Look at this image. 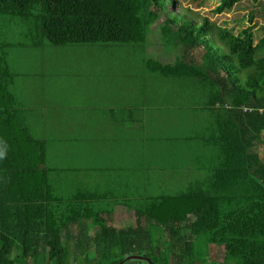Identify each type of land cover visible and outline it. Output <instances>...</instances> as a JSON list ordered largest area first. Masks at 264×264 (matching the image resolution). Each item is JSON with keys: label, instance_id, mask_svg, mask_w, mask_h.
<instances>
[{"label": "trees", "instance_id": "1", "mask_svg": "<svg viewBox=\"0 0 264 264\" xmlns=\"http://www.w3.org/2000/svg\"><path fill=\"white\" fill-rule=\"evenodd\" d=\"M176 1L0 0V23L25 25L33 48H136L143 81L157 73L180 108L193 107L202 123H193L189 140L204 143L211 157L183 192L129 199L136 226L120 228L115 204L99 203L109 197L58 188L47 167L48 143L13 115L20 75L10 61L12 39L0 33V264H121L131 256L153 264H264V38L256 43L252 26L236 34ZM241 1L222 0L215 14ZM161 16L160 44L174 56L170 64L151 53ZM203 245L208 252L200 260Z\"/></svg>", "mask_w": 264, "mask_h": 264}, {"label": "rangeland", "instance_id": "2", "mask_svg": "<svg viewBox=\"0 0 264 264\" xmlns=\"http://www.w3.org/2000/svg\"><path fill=\"white\" fill-rule=\"evenodd\" d=\"M176 2L179 8L184 6L194 10V12L201 13L203 16H208L223 27L231 28L236 34L244 29L247 21L246 13H244V3L238 6L234 14L231 11L215 14V10L221 5L222 0H177ZM169 8L174 9L175 4ZM164 21L165 17L161 16L153 26L151 53L157 61L170 64L174 62V56L167 55L162 46L163 44H160V28L163 26ZM0 26L2 27L0 33L9 35L8 37L12 39L13 43L10 61L13 69L21 78L17 84L19 98L17 103L19 106V103L24 105L23 107L20 106L21 113L22 115L24 113L25 115H31V124L34 126L32 133L39 140L43 139L42 121L44 127L48 128L50 126L47 130V133L51 135L47 136L50 143L47 156L49 167L54 168L57 162L61 163L62 167L69 166L62 168L66 170L59 173L65 177L70 171L69 178H73V180L78 177L77 173H90L91 169V173L96 174L92 186H95L96 183L101 186V195H106L107 187L110 186L109 181H111L113 188L118 191L116 194L118 197L115 198L116 196H114V198H107L99 202L108 209L114 203H121L122 201L125 204L123 206L130 208L129 199L139 195L173 196L178 192H183L192 182L199 180V177H201L200 169L206 167L207 161L211 157L203 152V149H205L204 143L200 144L196 139L189 140V136L193 123L199 129L202 122L194 117L193 107L190 104L183 103V110L174 98H170L173 93L172 86L168 81H163L164 79L158 76L157 73L153 75V82L143 81L142 70L136 65L139 58L136 56L134 61V52L137 54L136 48L117 44L68 45L66 46L69 47L68 49L60 48V51H62L60 53L56 47L49 44L41 49L33 48L31 39L25 35L27 29L21 23H0ZM256 43H258L257 38ZM43 54L46 55L43 56ZM54 54L60 58L59 61L63 62L62 67L65 70V77L68 78L69 71L72 76L77 78L80 87H76V82L72 85V80L50 76V68L57 67L59 64V62L54 63L51 60V56ZM198 56L202 57L203 51H199L196 54V57ZM262 57H264V51L258 53V58ZM116 70H120V75L125 76L123 80L116 75ZM113 75H115V78H119L116 84H113L111 80ZM92 77L97 79L90 81ZM86 78L90 81V94H92V97L90 95V115H92L91 107H94L93 114H96V110L104 111L106 109L105 105H109L115 106L124 115L134 114L136 120L139 121L136 122L139 123V126L135 131L127 129L129 132L126 135V143L120 141V144L126 148L122 152L121 161H116L113 155L110 156L111 168L102 165V169H99L101 161L93 158L90 162V151H87L90 147L100 148L108 145L110 141L106 136L102 139L98 137V139L92 141L88 137H84V139H79L78 146L68 139H63L60 140L63 141L61 142L62 146L56 147L53 141V137L57 139V133L54 131V120L55 115L59 114L58 107L55 105L59 100L50 96L52 91L47 89L46 82L50 85L61 84L62 91H67L69 95L70 91L84 89ZM114 85H116L115 88L119 92V95H116L117 97L114 93ZM172 85L177 87L174 82H172ZM69 101L68 98L62 101L63 111H68L69 115H88L84 113V110H86L84 108L87 105L84 101L80 99L74 104L69 103ZM79 108L84 110L79 111ZM180 110H183V112H179ZM47 115L50 117H47ZM124 117L127 119L126 116ZM131 132L135 133L134 135L132 133V141H130ZM183 141H186V143ZM57 149L72 151L68 156V160L59 157L60 154ZM260 154L264 156V150ZM94 155H96V152ZM195 157H203L202 164L198 163ZM131 167H134L133 173H130ZM78 179L81 182L74 183L75 186L90 188V183L84 176ZM134 180L136 182L132 184V187H135L131 195H128L129 191H125V186L128 182ZM118 185L122 190L118 188ZM61 187H64L66 192L71 193L73 191V186L70 184L59 183L58 188ZM124 199L128 201H124ZM136 201H139V206L144 200ZM117 205L122 206V204H116L115 206ZM112 216L120 228L134 224L136 220L134 212L127 211L124 207L119 208ZM78 233L79 227L73 228L72 243L77 240ZM200 250V260L205 259L208 252L206 246L203 245ZM18 254L17 252L15 255ZM73 264H77V262Z\"/></svg>", "mask_w": 264, "mask_h": 264}, {"label": "crops", "instance_id": "3", "mask_svg": "<svg viewBox=\"0 0 264 264\" xmlns=\"http://www.w3.org/2000/svg\"><path fill=\"white\" fill-rule=\"evenodd\" d=\"M243 3L245 4L244 13H246L245 15L247 16V21H246L244 28H248L252 26L254 29L255 37L259 41L261 38H264V0H243L240 3L235 5L233 10H231V13L234 14L238 6ZM58 50L60 53H62L60 49ZM45 55L46 54H44L43 56ZM51 57H52L51 60H53L54 63L59 62V64L57 67H54V68L49 67L51 70L50 76L52 75L51 76L52 78L72 80V85L74 82H76L77 84L76 87H80L76 80L77 78L72 76L69 73V71H68V74H69L68 78L65 77L64 75L65 70L62 67L63 62L59 61L60 58L56 54H54ZM115 72H117L116 75H118L121 80L125 78V76L120 75V71L116 70ZM119 78H115V75H113L111 79L113 81V84H116ZM20 79L21 78L18 79V81L16 82L13 88V93L16 98L15 106L17 105L15 112H13V115H19L18 122L22 124L23 126L28 127L30 131H32L34 130L33 129L34 126L33 124H31V115H25V113L22 115L20 106L23 107L24 105L19 103L20 104L19 106L17 103V100L19 102V98L17 94V90H18L17 84L20 81ZM96 79H97L96 77H92L90 78V81L91 80L94 81ZM90 81L86 78V82H84V85H86V87H84V89H79L77 91H70L69 95L67 94V91H62L61 84L60 85H53V84L50 85L48 82H46L47 89L52 91V95L50 96H53L54 99L59 100L57 103H55V105H57L58 107L57 111L59 112V114L55 115V120H54V131L57 133V139L53 137V141L55 142L56 147L62 146L61 142L63 141H60V140H63V139H68L69 141L74 142V144L78 146L77 143L79 142V139H84V137H88V139L92 141L94 139H98V137L99 139H102V137L106 136L107 139L110 141L108 145H104L100 148L90 147V149H88L87 151H90V162H92L93 158L98 161H101V163L99 164V169H102V165H106L107 167L111 168L112 162L109 160L110 156L113 155L116 161H121L122 152H124L123 150H126V148L120 144V141H125L126 143V135L129 132L127 129H129L130 131H135L136 128H138L139 126V123H136V122H139V121L136 120L135 115H132V114L124 115L119 110H117L115 106H109V105L108 106L105 105L106 109L104 111L96 110V114L95 113L93 114L95 110H94V107L93 108L91 107L92 115H90V95L92 97V94H90ZM115 86L116 85H114V90H115L114 93L116 96V95H119V92H117ZM62 96H64V98H62ZM66 98L70 100L69 103L71 104L77 103L78 101H80V99L81 101H84V103L87 104L86 108H84L86 110L82 108H79L78 110L79 111L84 110V113H87L88 115H78V114L69 115L68 111H63L61 105H62V101L65 100ZM42 116H46V115H42ZM124 116H126L127 119H125ZM47 117H50V116L47 115ZM41 125L43 128V132H42L43 139L41 140L47 142L48 147H49L50 143H49L47 136H51V135L47 133V130H49L50 126L48 128L44 127L43 121ZM132 133L133 132H131L130 141H132ZM134 134L135 133H133V135ZM57 151L60 154L59 157L66 159V160H68L69 154L72 153V151H68L64 149H61V150L57 149ZM47 152H48V149H47ZM95 152H96V155H94ZM66 167H69V166L62 167V164L59 162L55 164L54 168L49 167L50 169H53L54 171L55 181L60 182V183H67L73 186V191H71V193L75 192L76 189L78 188H82L84 191H90V192L92 191V192L99 193L101 195V186H99L97 183L95 186H92V181H93V178L96 177V174L91 173L92 172L91 169H90V173H87V172L77 173L78 177L73 180V178H69V175H71L70 171L65 177L59 173L60 171L66 170V169H62ZM133 171H134V167H131L130 173H133ZM83 176L90 183V188L74 185V183H80L81 180L78 178H82ZM109 182H110V186L107 187L106 195H101V196L114 198V196H116L118 191L113 188V183L111 181ZM135 182L136 180L132 182H128L126 184L125 191L127 192L129 191L128 195H131V192L135 187V186L132 187V184ZM118 188L122 190V188H120V185H118ZM117 197L118 195L115 198ZM114 204L116 205L117 203H114ZM123 205L125 204L123 203L122 206L121 205L114 206L113 214L116 213L117 210H119V208H123V207L127 211L129 210L131 212H134L135 214L134 210H131L130 208L125 207ZM134 226H136V220L134 224H129L128 226H125L122 228L134 227Z\"/></svg>", "mask_w": 264, "mask_h": 264}, {"label": "water", "instance_id": "4", "mask_svg": "<svg viewBox=\"0 0 264 264\" xmlns=\"http://www.w3.org/2000/svg\"><path fill=\"white\" fill-rule=\"evenodd\" d=\"M132 260H142V261H147L149 264H153L151 260H148L146 258L140 257V256H131L128 257L125 262H122L121 264H125L126 262L132 261Z\"/></svg>", "mask_w": 264, "mask_h": 264}]
</instances>
